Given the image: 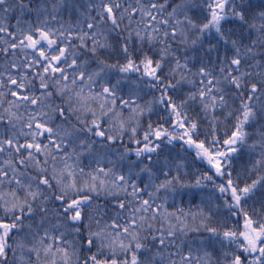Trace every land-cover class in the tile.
<instances>
[{"label": "snow or ice", "instance_id": "obj_1", "mask_svg": "<svg viewBox=\"0 0 264 264\" xmlns=\"http://www.w3.org/2000/svg\"><path fill=\"white\" fill-rule=\"evenodd\" d=\"M0 264H264V0H0Z\"/></svg>", "mask_w": 264, "mask_h": 264}]
</instances>
